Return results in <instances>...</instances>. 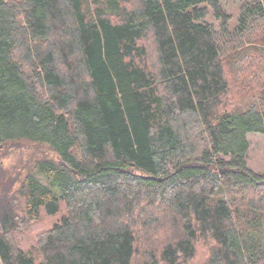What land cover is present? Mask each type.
<instances>
[{
    "label": "trees",
    "instance_id": "16d2710c",
    "mask_svg": "<svg viewBox=\"0 0 264 264\" xmlns=\"http://www.w3.org/2000/svg\"><path fill=\"white\" fill-rule=\"evenodd\" d=\"M230 19L0 0V264H264V0Z\"/></svg>",
    "mask_w": 264,
    "mask_h": 264
},
{
    "label": "rangeland",
    "instance_id": "374dc122",
    "mask_svg": "<svg viewBox=\"0 0 264 264\" xmlns=\"http://www.w3.org/2000/svg\"><path fill=\"white\" fill-rule=\"evenodd\" d=\"M250 0H221V6L224 11L230 15V25L231 27H235L238 18H239V6L249 2ZM206 22L213 23L217 28L219 25V21L216 20L210 11L209 15L206 17ZM264 94L259 93L255 94L253 99L246 100L244 103L240 104L242 110H246L248 106H245L248 102L254 105L257 103L262 112L264 113V100L261 98ZM261 98V100H259ZM246 140L248 142V150H247V165L248 167L255 171L256 173H260L264 175V134L257 133H249L246 136ZM58 215L55 217H50L44 220L37 228L38 230L49 228V225L52 221L56 220Z\"/></svg>",
    "mask_w": 264,
    "mask_h": 264
}]
</instances>
